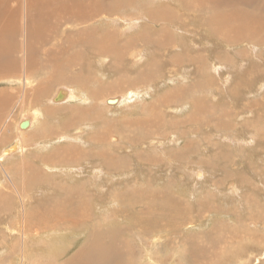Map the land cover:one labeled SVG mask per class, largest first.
Here are the masks:
<instances>
[{"label": "rangeland", "instance_id": "1", "mask_svg": "<svg viewBox=\"0 0 264 264\" xmlns=\"http://www.w3.org/2000/svg\"><path fill=\"white\" fill-rule=\"evenodd\" d=\"M31 2L32 0L11 1V3H14L13 10L23 11L24 29L27 31L30 29L40 30L42 29L40 25L33 26L32 24V20L35 17L29 16ZM198 4L199 1L197 0L196 5ZM46 8L51 12V16L48 17L49 22L52 24L56 23L58 19L52 17L56 15L54 11L55 4L47 5L45 6ZM228 8V6H223L222 9L227 10ZM247 8L246 10L248 11L249 9L250 11L259 9L254 7ZM232 9L233 7L231 6L230 10ZM10 19L11 16L2 17L4 22H10ZM92 22L84 23L82 25L83 28H86L88 24H96V21ZM143 22L146 23V21ZM123 23H125L123 26L125 28L128 22ZM79 26L76 21H65L48 35V39L60 38L59 41L65 45L71 35L76 33L74 37L76 43ZM182 27L188 33H196L198 38H205L203 46L204 48L206 47L205 51H207L205 53L208 56L207 65H201L196 60L191 63L194 65H191L188 69H184V67H187L185 65H190L187 63L179 64L175 68L173 60L165 59L162 67L166 70L163 72V76L159 74L161 78L158 79V81L161 80L162 82H153L149 87L143 84H128L126 80L118 79L115 74H105L108 76H104V74L93 75L90 84L84 87L69 84V81L54 82L47 85L49 73L46 74L44 70L39 73L38 69L33 70L32 67H29L30 65H26L27 53L21 46L17 47L15 52L13 51L15 55L12 56H14V59L16 58L18 70L16 73L11 74V77L0 79V101L2 102H0V156L5 155L3 166L8 168L9 171L11 170L16 180L13 186H11V183L8 184V176L5 169L0 167V189L5 191L4 195L0 196V224L2 218L4 220L7 218L13 219L16 214L22 215L23 204L18 194L23 193L24 195V192L28 193L31 191L30 197L27 194L24 195L25 197L27 196L25 200L27 199L28 204L24 206L23 212H28L29 215H35V217L26 223L25 234L21 236V241L17 243V250L12 253L13 255L7 256L11 248L5 250L0 245V264H46V261H41L57 251L70 249L68 252V255H70L81 246L83 241L86 240L83 237L84 235L82 236L83 231L69 232L60 230L47 234L51 227L49 224H44L45 221L40 218L43 217L40 212L42 205L52 204L53 200V203L57 201L58 198L55 194L63 193L60 189L67 188V186L72 188V185L79 180L82 183L87 182L83 190L86 194L93 195L99 192H106L107 190L109 194L115 195V198L110 197L105 201L97 200L90 196V212L93 213L96 220L105 217L104 214L110 209L114 216L128 211L130 203L135 201L132 197H128L129 192L138 191L137 193L142 196L143 193L146 196L154 195L155 199L159 198V196H164L163 193H168L178 205L181 204V200L184 201L182 210L175 212L172 209L170 215L164 216L163 219L160 212L156 211L157 218L160 220L153 227H149L151 223L144 222L153 217L152 212L154 209L150 207L149 203L144 201V203L139 202L133 206L135 221L140 224L143 223L146 235L149 236L148 239H154L152 240L154 241L152 246L153 253L168 258L166 259L168 261H163L162 264H194L190 261L196 259L204 260L207 264H264V76H262L264 74V30L259 36L254 38L255 42L260 44L255 47L256 50L254 51L258 54L256 56L252 53L249 42L237 43V45L230 46L229 50H225L219 44L220 48L214 47V52L209 51L207 47L211 46L208 44L210 39L208 40L204 32L202 34L199 28L190 29L188 23L182 25ZM8 28L10 29V25ZM24 33L17 32L15 27L12 31L0 33V35L10 34L11 42L9 46H13L12 44H16L18 41L20 44L22 43V35ZM26 33L29 35L30 32ZM32 34L34 37L36 33ZM205 40L208 41L205 42ZM222 41L235 44L234 41L224 39ZM40 43L42 44L43 40ZM42 52L43 50H40L37 57L38 64H41V57H45ZM249 56L258 60L255 63L259 64H252L257 67L255 73L254 71L250 72V62L252 60L249 61ZM126 60L130 63L129 57H126ZM198 65L202 66L200 75L198 74V68L200 67ZM97 66L100 65L97 64ZM169 68L173 69L169 70ZM25 69L26 73L24 72ZM174 73L175 75H173ZM25 74L28 77L26 85L23 84V76ZM129 75L132 80H136L135 75ZM242 75L246 79L241 80ZM179 82L182 83L180 84ZM51 86L53 87L51 88ZM61 89L67 90L68 95L63 100L56 102L53 98ZM181 90H184V92ZM129 92L132 93L130 94ZM164 94H170L171 98L169 103L159 108L161 117L155 124H157L156 129L159 125L165 126L162 129L163 135L168 132V137L161 141L158 139H163L161 137L163 135H160L156 140H151L150 145L148 143H144L145 145L143 146L140 145L139 150L127 146L124 142H127L130 133L128 132L129 129L125 127L127 123L124 118L128 114L132 115L138 111L141 112L146 103L154 101ZM117 95L121 97V102L118 105L110 106L106 101L104 102V100ZM68 96L69 98H67ZM188 101L192 102L189 103ZM182 104L185 105L181 106ZM197 104H203V108L194 116L193 105L197 106ZM171 105L178 106L173 107ZM188 107L191 109L189 110ZM85 114L87 115L85 116ZM81 116H83V119ZM120 117L121 119L124 117L123 120ZM165 119L168 124H165ZM24 120L33 121L30 128L21 130L19 124ZM252 120L256 123L255 131L257 132H252L254 129H249V124ZM228 124L233 125L229 127ZM195 130H197V133L194 132ZM177 132H180L185 137L179 138L178 136L177 138V135H175ZM96 135H105L107 142L110 141L111 148H107V150L111 149L109 152L112 153L116 150L112 154V157H116L113 162L116 161L118 164H124V166L127 161L130 163L129 169H125L128 171L124 175L121 176L120 174H115L118 172H112L111 175L113 176L110 177L109 185L107 184L106 189H98L97 191H95V181H100L104 177L98 165L106 164L107 158L99 155V150L92 148L90 141L93 142L94 136L97 137ZM189 141L193 145L192 151L184 152L183 148ZM18 142L20 144L19 150H13L5 154L4 149L13 148L17 146ZM85 142H89L88 145ZM83 143H85L84 146ZM66 146H75V151L72 153L73 158H70L72 161L68 163L74 166L60 165L54 167L52 164L55 160L54 158L50 160L48 155ZM140 152H143V154ZM174 152L177 156L179 155L178 153H181L180 157H174ZM86 158L95 159L96 162L92 163L96 164L91 168H87V170L83 169V171L80 167L81 164L87 165V162H83V159ZM150 158H155L157 160L155 163L162 166L163 171L158 170L161 168L156 169L147 166L146 163ZM135 159L142 160L143 165L146 166L142 174L134 173L135 169L133 170V167L137 162L134 161ZM131 170L132 172H130ZM116 171H121V169L117 168ZM24 173H26V176ZM199 173L201 174L199 175ZM158 179L160 180L158 181ZM119 194L120 199L117 196ZM107 201H109V204L111 203L110 206L106 205ZM97 202L101 204L97 205ZM160 203L166 204L169 202L163 201ZM172 206L175 207L173 204ZM175 209L177 211L176 207ZM261 209H263L262 212ZM34 211H39L40 214ZM255 213L258 215L256 216ZM19 216L17 219H19ZM109 224L112 223L109 222ZM3 226L1 228L7 232L5 227L7 223L3 224ZM123 226L126 227V225ZM161 228L164 230L159 233L161 235H158V237L161 238L158 239L154 234ZM134 231L136 233L137 230L135 229ZM1 235L3 234L0 229V242L3 238ZM17 236H20L18 231ZM207 236L214 240V245L209 241L207 243ZM170 237H176L177 239L174 238L173 240ZM156 240L158 245L155 246ZM132 241L134 243L139 241L137 234L133 236ZM167 241L171 245H173L174 241H187L186 246L183 243L176 245L179 250L188 246L192 251L198 244L200 245L199 248L203 247L208 250L205 254L202 253L203 250H199L202 253L199 256L192 254L186 257L183 256V253L177 251L168 253L171 249L162 245L163 242ZM148 246L151 250V246L149 244ZM144 251L145 249L140 254H144ZM219 252L221 253L218 254ZM171 254L173 255L170 256ZM142 257L145 258V261L142 258V264H159L147 257V255ZM187 258H189V261H187ZM155 259L160 262L157 258Z\"/></svg>", "mask_w": 264, "mask_h": 264}, {"label": "bare ground", "instance_id": "2", "mask_svg": "<svg viewBox=\"0 0 264 264\" xmlns=\"http://www.w3.org/2000/svg\"><path fill=\"white\" fill-rule=\"evenodd\" d=\"M198 1H199V4L196 5L197 0H172V1H164V0L162 1H159V0H114V1H111V0H32L30 14L35 17V19L32 20V24L33 26L40 25L42 29H40L41 31H37L34 38L31 37L33 34H29L28 39H27V33L25 32L23 34L24 39H25L23 41V48L26 50V53H27L25 63L28 66L30 65L29 67H32L33 70L38 69L39 73L42 72L43 70L44 72H46V74L49 73V79H48L47 85H49L50 83H54V82L69 81L68 82L69 84H73L78 87H84L90 84V80L92 79L93 75L104 74V76H108V75L115 74L118 79L126 80L128 84H131V85L143 84L144 86L149 87L150 85L153 84V82L157 83L161 81V80L158 81V79L161 78L159 77V74L163 76V72L166 70L162 67L163 61L165 59L173 60L174 67L179 64H185V63L190 64V65H185L187 67L183 66L184 69L190 68L192 65L191 63H194L196 60H198L201 65H204V66L207 65L208 56H206L205 54L207 53V51H205L206 47L204 48L203 46V42L205 38L204 37L198 38V35L193 32L188 33L182 27V25H185L187 23L189 24L190 29L195 30L199 28L202 31V34L204 32V34H206V36L208 37V40L210 39L209 41L205 40V42L208 41V44L211 45L210 47H207V50L209 51L214 52V49H215L214 47H219V44L223 46L225 50H229L230 46L237 45V43L240 44L243 42H249L250 48H252V53L258 56V54H256L254 50H256L255 48L256 45H260V44L256 43L254 38L259 36V34L264 30V0H198ZM50 4H55L54 11L56 15L52 17H54L55 19H58V21L53 24L50 23L48 20V17L51 16L50 10L47 8L45 9V6L50 5ZM223 6H228L229 8L227 10L225 9L223 10L222 9ZM231 6L233 7L232 10H230ZM247 7L249 8L254 7L256 9L258 8L259 9L253 10V11H250L249 9L248 11L246 10L248 9ZM44 9H45V12H44ZM65 21H76L78 25H80L79 30H78V36L76 38V43L74 40L76 33L71 35L70 39L67 41L65 45L64 43L59 41L60 38H54V39L49 38L47 39V42L42 43V44L40 43L42 40L47 38L48 35H50V33L56 30L59 25L63 24ZM92 21H96L95 22L96 24H88L86 28H83L82 25L84 23H87V22L93 23ZM143 21H146V23H144ZM123 22H128L125 28L123 27L125 25V23ZM223 39L228 40V41H234L235 44L224 43L222 41ZM43 44H47V45H43ZM17 47H18V44H14L13 46H9V44L8 46L0 45V79L4 77H7V78L11 77L12 76L11 74L17 72L18 70L17 61L15 60L16 58L14 59V56H12V55H15L14 52H15V49H17ZM40 50H43L42 54L45 55V57L42 56L41 61H40L41 64H38L37 57L39 56ZM126 57H129L131 64L127 62ZM238 58H241V57H238ZM248 59L249 61L252 60L250 62L251 63L250 72L252 73L254 71L255 73L257 67L252 64H259V63H255V61H258V60L251 56H249ZM14 61L16 62L14 63ZM97 64H99L100 66H97ZM173 68H169V70ZM201 68L202 66L198 68L199 75L201 72ZM215 68L217 69V67ZM218 69L220 68L218 67ZM188 71H191V70H188ZM24 72L26 73V69ZM191 72L189 73L191 74ZM105 74H108V75H105ZM129 74L135 75L136 80H132L129 77L130 76ZM173 75H175V73ZM262 76H264V74ZM23 77H24L23 84L26 85L28 77L26 76V74ZM244 79L246 78L244 77V75H242L241 80H244ZM5 82H8V81H5ZM53 86H51V88ZM58 92L55 94L53 98V100H55L56 102L60 101V100H56ZM132 92H129V93L131 94ZM182 92H184V90ZM66 93L68 95L67 90H66ZM69 93L71 92L69 91ZM77 96H78V93H77ZM67 98H69V96ZM170 98H171L170 94L168 95L164 94L163 96L156 98L154 101L146 103L145 107L143 108L141 112L138 111L136 113H133L132 115L128 114L129 116V117L127 116L128 118L123 117L125 119V122L127 123V125L125 124L123 125H125L127 129H129L128 132L130 133V135L128 136L127 142H124L127 146H130L133 149L139 150L140 145L143 146L145 145L144 143H148V145H150L149 143L151 140L153 139L156 140L157 138H159L160 135H163L164 132L162 131V129L165 126L159 125V127L156 129L157 124L155 123H157V120L161 117L159 108L169 103ZM105 101L110 106H116L121 102V97L118 95L112 96L108 98L107 100H104V102ZM183 105L185 104H182L181 106ZM202 105L201 104H197V106L193 105L194 107L193 115L194 116H196L200 112V110L203 108ZM175 106H178V105H175ZM190 109L191 108H189V110ZM86 115L87 114H85V116ZM136 115H141V116H136ZM163 115H164V112H163ZM81 117L83 119V116ZM123 118L121 119L120 117L121 120H123ZM253 120L249 124V129L250 130L254 129V131L252 132H257L255 131L256 123H254ZM32 121L33 120L22 121L19 124L20 129L26 130L30 128ZM23 122H26L25 126H21ZM165 124H168V121L166 119H165ZM231 125L233 124H230L229 127ZM44 131L46 132V130ZM194 132L197 133V130H195ZM175 135H177V138L178 136L179 138L185 137L183 134H180V132H177V134L175 133ZM96 136L97 137L94 136L93 142L90 141L89 139L88 140L91 142L93 149L100 151L99 155L107 158V162L106 164L104 163L103 165H98L100 168V171L103 172L104 177L100 179V181L99 180L95 181V185H94L96 187L95 191H97L98 189H106L108 181L110 180V177L113 176L111 175L112 172H118L115 174L117 175L120 174L122 176L125 174V172L128 171L125 169H127L130 166L129 161L126 162L125 166L124 164L123 165L118 164L116 161L113 162V159L116 157H112V154L116 150H114L112 153L109 152V150L111 149L107 150V148L109 147L111 148V144H110V141L107 142V138L105 137V135L103 136L96 135ZM73 137H76V136L74 135ZM161 137H163V139H158V140L163 141L165 138L168 137V132L165 133ZM85 143H83V146ZM88 143L86 144L88 145ZM91 145L89 144V146ZM74 147L66 146L62 149H59L58 151L54 149L55 151L51 153L50 155H48L50 160H53V158L55 160L52 165L54 167L60 166V165H64V166L69 165V167L74 166V165L68 164L70 161H72L70 158H73L72 153L73 151H75ZM192 147L193 145H191V141H189L183 148V151L188 152L192 149ZM19 149H20V144L18 142L17 146H14L13 148L10 147L7 150L4 149L3 151L5 152V154H7L9 152H12L13 150H19ZM124 154L126 155V153ZM141 154H143V152ZM178 154L180 155L181 153H178ZM125 155L124 157L129 156V155H126V156ZM179 155L177 156V154L175 153L174 157L179 158L180 157ZM4 159H5V155L0 156V167L2 169H5V172L8 176V184L11 183V186H13L15 184L16 179L14 178L11 170L9 171L8 168H5L3 166ZM139 159L134 160L137 162L135 166L133 167V170L135 169L136 171V172L134 171V173L138 175L142 174L146 168V166L143 165L142 160H139ZM83 160H84L83 162H87L86 163L87 165L85 166L84 164H81L80 168L82 170L83 169L87 170V168H91L94 166V164H96V163H92V162H96V160L92 158H86ZM155 162H157L155 158L154 159L150 158L149 161L146 163V165L150 166V168L152 167L156 169L161 168L158 170H162V166H160L158 163H155ZM117 168L118 169L120 168L121 171H116ZM130 172H132V170ZM241 172H244V171H241ZM200 174L201 173H199V175ZM24 175L26 176V173H24ZM159 180L160 179H158V181ZM86 183H87L86 181L82 183L81 180H79L76 184L72 185L73 186L72 188L71 186H67V188L63 186L64 188L60 189L63 191V193L55 194L56 197L58 198L57 201L53 203L54 201L53 200L52 204H46L45 206L42 205L40 208V212L43 215V217H40V218L43 221H45L44 224H47V225L49 224L51 227V229L47 231V234L54 233L60 230H67L69 232L83 231L82 236L84 235L83 237L86 238V240L83 241V243L78 249H76L72 253L70 252L71 253L70 255H68V252L70 249L66 251L61 249L57 251L55 254L44 258L41 262L46 261V264H142V262L145 261L144 260L145 258L142 257L143 255L144 256L147 255V257H150L151 260H154L155 262H158L159 264L160 263L162 264L163 261L164 262L168 261L166 260L168 258H164L163 256H159V254L153 253L152 246L154 244V241L152 240L154 239L152 240L148 239L149 236L146 235L147 233H146V229L143 223L140 224L139 222L135 221V218L133 216L134 215L133 206L138 204L139 202L144 203V201H147L149 203L150 207L154 209L152 212L153 217H150L144 222L151 223L149 227H153L160 220L159 218H157L156 211L160 212L161 218L163 219L164 216L170 215V211L172 209L175 212H179L180 210H182V207L184 206L183 200H181V204L178 205V203L174 201L171 195L168 193H165V194L163 193L164 196L162 197L157 195L160 198V199L157 198L159 199L157 200L155 199L154 195L146 196V194L142 192L143 193V196H142L141 194L137 193L138 191L129 192L128 197L129 198L132 197L135 201L130 203V207L127 209L128 211L123 212V214L121 213L119 215L117 214L114 216L111 213V209H110L108 212L104 214L105 217L101 219L97 218L98 220H96L93 213L90 212V208H91L90 196L96 198L97 200L105 201L110 197L115 198V195L109 194L107 190L106 192H99L98 194H93V195L86 194L83 191ZM4 188H8V187H4ZM4 192H5L4 190L0 189V196H3ZM30 193L31 191H29L28 193L24 192V195L27 194L30 197ZM24 195L23 193L18 194L21 200V203L23 204L22 215L19 216L16 214V217H14L15 219L14 218L13 219L7 218L6 220H4L3 218L1 219L0 229L3 234L1 235L3 236V238L1 239L0 245L5 250H8L11 248V250L8 251L7 256L16 252L17 243L21 241V236L25 234L26 223L28 222V220H31V218L35 217V215L34 216L29 215L28 212H23L24 206L28 204L27 199L25 200L27 196L25 197ZM117 196L120 199V194ZM122 197L124 198L123 194H122ZM150 200L152 201L150 202ZM163 201L169 202V203H166V204L160 203ZM155 202L156 204L153 205ZM96 204L100 205L101 203L97 202ZM110 204H109V201L106 202L107 206L108 205L110 206ZM172 204L175 205V207L177 208V211L175 207L172 206ZM262 211L263 209H261V212ZM34 212L37 214H40L39 211L38 212L34 211ZM257 215L258 214H256V216ZM18 216H19V219H17ZM21 219L24 221H22ZM108 221L111 222L112 224H109ZM258 222H261V221H258ZM5 223H7V226H5L7 229V232L1 228V226H3V224ZM123 225H126V227H124ZM135 229L137 230L136 233L134 231ZM87 230H88V233H87ZM163 230L164 229L162 228L158 229V231L154 234V236L157 237L158 239L161 238V237H158V235H161L159 233H161ZM17 231L20 236H17ZM36 234H40V233H36ZM136 234L139 237V241H137V243H134L132 239H133V236H135ZM154 236L153 238H155ZM174 238L172 237L171 239L174 240ZM157 240L155 242V246L158 245ZM169 241L162 243V245L168 246L169 249H171L168 251V253L177 251V252L183 253L184 254L183 256L187 257L192 254H196L197 256H199L202 253L205 254L206 251L208 250L207 248H205L206 249L205 250L203 247L199 248L200 247L199 244H198L199 246L198 245H196V247L194 246L195 248L192 250L193 252L190 250L188 246L183 247L182 249L179 250L176 245L183 243V245L186 246L188 242L187 241H183V242L174 241L173 245H171V244H168ZM206 241L207 243L208 241L211 242L212 245H214L215 243L214 240H212V238L209 236H207ZM148 244L151 246V250ZM162 245L161 247H163ZM143 249H145L144 254H140V252H142ZM199 250H203L202 253H200ZM209 251H212V250H209ZM220 253L221 252H219L218 254ZM153 255H154V258H153ZM172 255L173 254H171L170 256ZM24 256L26 255L24 254ZM142 258H143V261H141ZM155 258L160 260V262L157 261ZM188 259L189 258H187V261H189ZM190 262L194 264H207L206 261L199 260V259L191 260Z\"/></svg>", "mask_w": 264, "mask_h": 264}, {"label": "crops", "instance_id": "3", "mask_svg": "<svg viewBox=\"0 0 264 264\" xmlns=\"http://www.w3.org/2000/svg\"><path fill=\"white\" fill-rule=\"evenodd\" d=\"M11 1L13 0H0V33H8L10 31H12L13 28L16 27L17 29V32H30L29 34H32V33H37V31H41V30H33V29H30V30H25L24 27H23V11L21 10H13L14 9V3H11ZM31 5H32V2H31ZM30 11H31V6H30V10H29V16H31L30 14ZM4 16H11V19H10V22H4L2 20V17ZM10 25V29L8 28ZM11 35L8 34V35H0V45H4V46H8V44L11 42V39H10ZM23 37V41L25 40L24 39V36L22 35ZM29 35H27V39H28ZM32 38H34L33 36H31ZM47 38H45L43 40V43L47 42ZM14 40V39H13ZM23 41L22 43L20 44V42L18 41L16 44H18V47L21 46L23 48ZM10 45V44H9ZM14 45V44H12ZM43 45H47V44H43Z\"/></svg>", "mask_w": 264, "mask_h": 264}, {"label": "water", "instance_id": "4", "mask_svg": "<svg viewBox=\"0 0 264 264\" xmlns=\"http://www.w3.org/2000/svg\"><path fill=\"white\" fill-rule=\"evenodd\" d=\"M66 95H67L66 91L64 89H61V90H59V92L57 94L56 100H62L65 98ZM25 125H26V122H23L21 124V126H25Z\"/></svg>", "mask_w": 264, "mask_h": 264}]
</instances>
